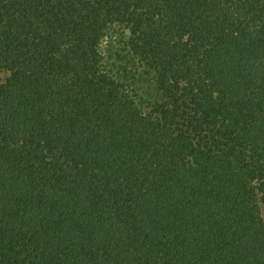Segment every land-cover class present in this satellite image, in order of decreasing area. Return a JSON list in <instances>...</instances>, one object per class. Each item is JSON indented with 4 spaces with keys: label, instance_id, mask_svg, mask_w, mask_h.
<instances>
[{
    "label": "trees",
    "instance_id": "16d2710c",
    "mask_svg": "<svg viewBox=\"0 0 264 264\" xmlns=\"http://www.w3.org/2000/svg\"><path fill=\"white\" fill-rule=\"evenodd\" d=\"M0 264H264V0H0Z\"/></svg>",
    "mask_w": 264,
    "mask_h": 264
},
{
    "label": "rangeland",
    "instance_id": "374dc122",
    "mask_svg": "<svg viewBox=\"0 0 264 264\" xmlns=\"http://www.w3.org/2000/svg\"><path fill=\"white\" fill-rule=\"evenodd\" d=\"M5 77H6L5 72H3V71L0 70V82H2Z\"/></svg>",
    "mask_w": 264,
    "mask_h": 264
}]
</instances>
